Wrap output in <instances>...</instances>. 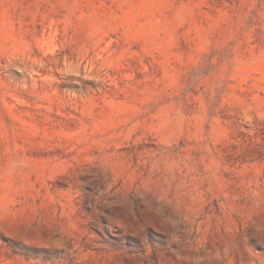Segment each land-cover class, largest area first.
Returning <instances> with one entry per match:
<instances>
[{
	"label": "rangeland",
	"instance_id": "374dc122",
	"mask_svg": "<svg viewBox=\"0 0 264 264\" xmlns=\"http://www.w3.org/2000/svg\"><path fill=\"white\" fill-rule=\"evenodd\" d=\"M0 264H264V0H0Z\"/></svg>",
	"mask_w": 264,
	"mask_h": 264
}]
</instances>
